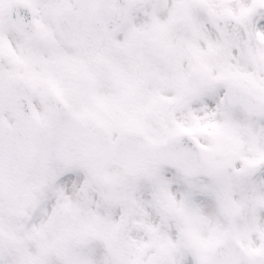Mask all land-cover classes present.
I'll use <instances>...</instances> for the list:
<instances>
[{"label": "snow or ice", "instance_id": "6c2138e0", "mask_svg": "<svg viewBox=\"0 0 264 264\" xmlns=\"http://www.w3.org/2000/svg\"><path fill=\"white\" fill-rule=\"evenodd\" d=\"M0 264H264V0H0Z\"/></svg>", "mask_w": 264, "mask_h": 264}]
</instances>
